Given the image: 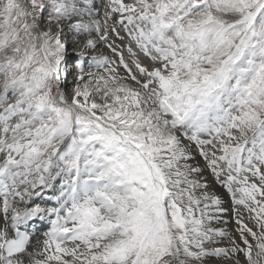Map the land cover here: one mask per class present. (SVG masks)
I'll use <instances>...</instances> for the list:
<instances>
[{"label":"snow or ice","instance_id":"obj_1","mask_svg":"<svg viewBox=\"0 0 264 264\" xmlns=\"http://www.w3.org/2000/svg\"><path fill=\"white\" fill-rule=\"evenodd\" d=\"M102 7L0 0V264H264V0Z\"/></svg>","mask_w":264,"mask_h":264},{"label":"bare ground","instance_id":"obj_2","mask_svg":"<svg viewBox=\"0 0 264 264\" xmlns=\"http://www.w3.org/2000/svg\"><path fill=\"white\" fill-rule=\"evenodd\" d=\"M103 2L104 0H102V4L98 6V8H100V12H101V16L103 14ZM221 192H223V190L221 189L220 190ZM224 197L225 199L227 200V194L224 193ZM224 220L227 221L226 223L225 222H221L220 223V227H222L225 231H227L229 234H234L235 233V228H236V225L233 221V218L231 216V214H227L225 217H224Z\"/></svg>","mask_w":264,"mask_h":264},{"label":"rangeland","instance_id":"obj_3","mask_svg":"<svg viewBox=\"0 0 264 264\" xmlns=\"http://www.w3.org/2000/svg\"><path fill=\"white\" fill-rule=\"evenodd\" d=\"M102 4V0H97V6Z\"/></svg>","mask_w":264,"mask_h":264}]
</instances>
